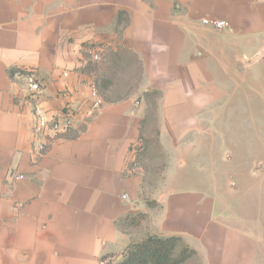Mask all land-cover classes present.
I'll list each match as a JSON object with an SVG mask.
<instances>
[{"label": "crops", "instance_id": "1", "mask_svg": "<svg viewBox=\"0 0 264 264\" xmlns=\"http://www.w3.org/2000/svg\"><path fill=\"white\" fill-rule=\"evenodd\" d=\"M118 67L137 73L119 97ZM26 73L41 86L36 101ZM95 80L102 103L88 115ZM263 88L264 0H0V264H119L132 243L170 236L200 264H264L262 220L241 218L230 191L180 174L190 137ZM152 93L159 143L173 159L144 199L132 164ZM35 104L73 108L80 124L44 136ZM138 214L140 224L124 226Z\"/></svg>", "mask_w": 264, "mask_h": 264}, {"label": "rangeland", "instance_id": "2", "mask_svg": "<svg viewBox=\"0 0 264 264\" xmlns=\"http://www.w3.org/2000/svg\"><path fill=\"white\" fill-rule=\"evenodd\" d=\"M96 53H88V56L97 63L102 58L95 60ZM119 69L112 91L113 96L118 97L133 90L137 83V73ZM240 95L245 96L244 103L231 105L230 109L222 111L225 113L221 118L206 121L207 134L190 137L193 151L181 154L190 167L182 168L180 174L201 176L206 184L199 186L230 191L232 207L241 218L248 220L256 216L264 224V88L247 89ZM154 119L150 118L146 125L142 150L135 155L132 164L135 172L142 175L144 199L163 187L173 159L160 146L158 123ZM221 132L224 134L218 135ZM189 264L200 263L195 260Z\"/></svg>", "mask_w": 264, "mask_h": 264}, {"label": "trees", "instance_id": "3", "mask_svg": "<svg viewBox=\"0 0 264 264\" xmlns=\"http://www.w3.org/2000/svg\"><path fill=\"white\" fill-rule=\"evenodd\" d=\"M95 84L98 87L96 80ZM146 96L149 98L147 120L155 118L154 120L157 121L156 99L158 93L147 94ZM144 217L143 214L130 217L125 221L124 226H137ZM196 257V251L189 247L180 236L147 237L141 242L132 243L127 248L123 261L119 264H186Z\"/></svg>", "mask_w": 264, "mask_h": 264}, {"label": "built area", "instance_id": "4", "mask_svg": "<svg viewBox=\"0 0 264 264\" xmlns=\"http://www.w3.org/2000/svg\"><path fill=\"white\" fill-rule=\"evenodd\" d=\"M205 26H212L217 30H224L229 28V23L225 21H211L206 19L203 21ZM95 60H101V54L97 51L94 56ZM24 78L28 84V97L32 101H36L40 91L41 86L37 82L36 78L32 73L24 74ZM92 87V96L94 98L92 107L88 112V115L92 113V111L101 105L102 100L99 96L95 81L91 82ZM34 118H35V130L42 135H58L61 133L69 132L78 127L80 124L79 112L75 111L73 108H65L61 112L50 113L47 112L41 105H34ZM45 144L39 143L37 146V150L39 153L45 150ZM23 179V176L19 177ZM105 264V263H103Z\"/></svg>", "mask_w": 264, "mask_h": 264}]
</instances>
